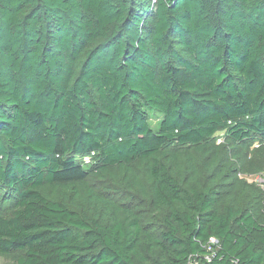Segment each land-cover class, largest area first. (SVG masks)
Instances as JSON below:
<instances>
[{"label": "trees", "instance_id": "16d2710c", "mask_svg": "<svg viewBox=\"0 0 264 264\" xmlns=\"http://www.w3.org/2000/svg\"><path fill=\"white\" fill-rule=\"evenodd\" d=\"M256 136L264 0H0L15 264H264L223 156Z\"/></svg>", "mask_w": 264, "mask_h": 264}, {"label": "rangeland", "instance_id": "374dc122", "mask_svg": "<svg viewBox=\"0 0 264 264\" xmlns=\"http://www.w3.org/2000/svg\"><path fill=\"white\" fill-rule=\"evenodd\" d=\"M221 135L216 142H224ZM246 149L237 144L225 145L223 156L227 155L233 184L226 195L235 197L234 202L249 206L258 220L264 221V140L260 137L246 141ZM85 161H88L85 158ZM225 169V166H223ZM230 179V178H229ZM247 203V204H246ZM0 264H15L10 257L0 256Z\"/></svg>", "mask_w": 264, "mask_h": 264}, {"label": "built area", "instance_id": "2783aa9c", "mask_svg": "<svg viewBox=\"0 0 264 264\" xmlns=\"http://www.w3.org/2000/svg\"><path fill=\"white\" fill-rule=\"evenodd\" d=\"M210 242L211 243H215V242H217V240L215 238H211ZM208 248L210 249L211 247L209 246ZM206 258L209 260L210 259V255H207Z\"/></svg>", "mask_w": 264, "mask_h": 264}]
</instances>
